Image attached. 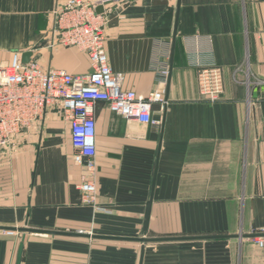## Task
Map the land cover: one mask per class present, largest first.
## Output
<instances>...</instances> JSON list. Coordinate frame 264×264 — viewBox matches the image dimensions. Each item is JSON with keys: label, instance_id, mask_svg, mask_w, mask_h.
<instances>
[{"label": "crops", "instance_id": "1", "mask_svg": "<svg viewBox=\"0 0 264 264\" xmlns=\"http://www.w3.org/2000/svg\"><path fill=\"white\" fill-rule=\"evenodd\" d=\"M64 1L0 0V66L30 51L44 69L90 71L86 53L51 44L52 13ZM108 8L109 64L124 89L164 88V102L151 107L158 123L96 103L94 204L76 188L83 168L59 113L21 132L0 151V227L15 229L0 228V264L16 263L22 237L20 264H140L142 247L141 264H264L255 239L264 237V0H114ZM195 61L221 66L218 100L199 97ZM56 230L81 234L45 232Z\"/></svg>", "mask_w": 264, "mask_h": 264}, {"label": "built area", "instance_id": "2", "mask_svg": "<svg viewBox=\"0 0 264 264\" xmlns=\"http://www.w3.org/2000/svg\"><path fill=\"white\" fill-rule=\"evenodd\" d=\"M112 1L65 0L52 13L51 44L76 47L86 53L88 73L73 75L63 69H44L31 57L23 62L18 51L0 66V151L14 144L24 130L40 125L48 112L59 113L69 125L72 160L83 168L76 188L82 202L90 204L96 198V103H106L112 112L128 120L156 125L152 104L164 102L163 87L140 95L124 89L123 73L112 70L104 48V27ZM194 65L199 97L209 102L218 100L224 88L221 66L212 61H195ZM156 73L159 83L164 84L169 75L167 61L158 64ZM260 232L264 235V226ZM255 239L264 245L263 236Z\"/></svg>", "mask_w": 264, "mask_h": 264}, {"label": "water", "instance_id": "3", "mask_svg": "<svg viewBox=\"0 0 264 264\" xmlns=\"http://www.w3.org/2000/svg\"><path fill=\"white\" fill-rule=\"evenodd\" d=\"M102 10V7H97V11L100 12ZM174 45H175V38L172 39L171 41V47H170V66H171V62H172V57H173V53H174ZM31 55L30 51H26L22 53V61L26 62L29 60V57ZM155 174V173H154ZM153 186V183H152ZM150 204H151V195L148 199V201L145 204V212H144V219H143V225H142V231L143 233L146 232L147 230V225H148V219H149V212H150ZM4 230H15V229H11L9 227H0ZM18 230H20L21 232L25 233V232H40L37 229H32V228H28V227H22L19 228ZM46 233H60V234H66V235H80L81 233H77L74 231H62V230H56V231H45ZM94 237H96L97 235H93ZM23 240L24 237L21 238L19 244H18V249H17V255H16V263L15 264H20V260H21V255H22V249H23ZM151 239H148L146 237H141L138 239V241L141 242H146L149 241ZM142 254H143V247L141 248V254H140V264H141V259H142Z\"/></svg>", "mask_w": 264, "mask_h": 264}]
</instances>
